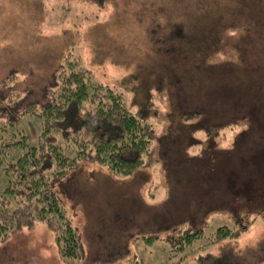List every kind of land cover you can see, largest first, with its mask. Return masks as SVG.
<instances>
[{"label":"rangeland","instance_id":"1","mask_svg":"<svg viewBox=\"0 0 264 264\" xmlns=\"http://www.w3.org/2000/svg\"><path fill=\"white\" fill-rule=\"evenodd\" d=\"M189 1L0 0V125L47 101L72 49L92 80L122 93L154 134L149 159L133 175L117 176L89 158L54 182L78 230L80 258L63 260L54 230L36 223L0 241V264H198L223 249L264 264V0ZM218 4L252 5L259 19L227 27L233 12ZM175 24L186 41L178 50L180 38L161 42ZM244 50L259 62L257 80L231 96L217 77L234 67L244 73ZM169 53L174 59L165 62ZM237 106L247 114L233 125ZM15 129L36 143L41 119L25 116ZM9 180L0 171V191ZM239 221L245 229L238 239L212 242L213 230ZM182 228L207 232L182 252Z\"/></svg>","mask_w":264,"mask_h":264},{"label":"trees","instance_id":"2","mask_svg":"<svg viewBox=\"0 0 264 264\" xmlns=\"http://www.w3.org/2000/svg\"><path fill=\"white\" fill-rule=\"evenodd\" d=\"M216 1L219 3L220 0ZM189 2L197 3L196 0ZM198 3L203 4L202 1ZM218 5L221 10L225 8L233 12L234 19L225 21L227 27L241 21L251 25L253 20L259 19L257 13L253 12L252 5L249 8L247 5L241 10H236L235 6L233 8L231 5ZM159 8L161 11L163 6ZM205 9L208 7L204 6L202 10ZM219 13H214L212 9L210 17L217 21L221 18ZM171 30V34L161 39L164 47L168 44L169 35L180 38V42L175 43V49L185 47L186 41L181 34V26L175 24ZM245 42L243 47L246 45L247 51L244 50L240 60L250 62L245 66L244 73L234 72V67L231 70L225 69L217 77L221 78L222 82L219 88H224L227 81L231 96V89L240 90L246 84L248 87L254 86L252 81L257 80L253 79L252 74L254 70L257 72L259 62L255 64L254 55L248 59L246 52H252L253 48ZM241 49L243 50L242 47ZM169 55L165 62L174 59L171 53ZM63 58L54 74L53 86L46 90L47 101L39 105H27L16 113L15 119L0 125V171L10 178L8 187L0 191V241L10 238L22 228L42 223L54 230L58 253L66 261L80 258L82 252L78 230L72 224L68 209L56 192L54 182L69 176L89 158H93L117 176L133 175L145 166L149 159L154 134L152 124L138 117L127 107L122 93L109 84L92 80L91 70L82 68L79 60L73 57L72 49ZM14 75L11 74L8 79ZM243 96L245 101L254 97ZM18 97L19 94H15L9 101L13 103ZM238 99L239 97L231 98L232 104ZM237 108L239 114L232 117L233 125L240 122L237 117L247 114L243 108ZM25 116L41 119L42 131L36 143H30L23 131L15 129ZM243 225L239 221V226L235 228L229 225L219 226L213 230L210 239L214 243L238 239L245 229ZM205 232L206 228H182L176 234V243L183 252L195 240L202 238ZM198 264L249 263L243 254L239 256L231 249H223L217 255L209 253L200 256Z\"/></svg>","mask_w":264,"mask_h":264}]
</instances>
